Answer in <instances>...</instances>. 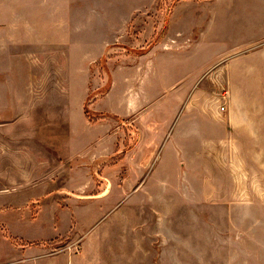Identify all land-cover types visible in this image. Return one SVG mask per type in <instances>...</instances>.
I'll return each instance as SVG.
<instances>
[{"label": "rangeland", "instance_id": "obj_1", "mask_svg": "<svg viewBox=\"0 0 264 264\" xmlns=\"http://www.w3.org/2000/svg\"><path fill=\"white\" fill-rule=\"evenodd\" d=\"M46 7L3 47L0 263L264 264V0Z\"/></svg>", "mask_w": 264, "mask_h": 264}, {"label": "crops", "instance_id": "obj_2", "mask_svg": "<svg viewBox=\"0 0 264 264\" xmlns=\"http://www.w3.org/2000/svg\"><path fill=\"white\" fill-rule=\"evenodd\" d=\"M48 0H0V111L3 107V89H2V64H3V47L8 40L11 42L16 40L26 41L27 43L34 40V15L49 13L46 3ZM3 16H10L12 22L3 23ZM16 20V21H15ZM4 31H10L11 37L4 35ZM12 44V43H10ZM2 140L0 138V163L2 164ZM1 167V166H0ZM1 173V169H0ZM39 225V224H38ZM40 226V225H39ZM43 226L39 231L30 234L31 236L44 233ZM35 239V238H32ZM12 250L7 257L13 259L12 264H51L50 258L45 253V249L40 245L24 246ZM16 254H18L16 256ZM4 257L0 250V262ZM66 260V259H65ZM3 264V263H0ZM64 264H67L66 262ZM73 264V263H70Z\"/></svg>", "mask_w": 264, "mask_h": 264}]
</instances>
